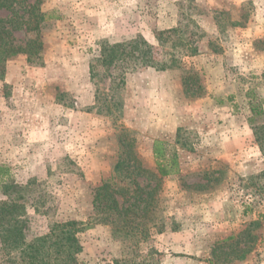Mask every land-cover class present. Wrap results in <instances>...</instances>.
Returning a JSON list of instances; mask_svg holds the SVG:
<instances>
[{"label": "rangeland", "instance_id": "obj_1", "mask_svg": "<svg viewBox=\"0 0 264 264\" xmlns=\"http://www.w3.org/2000/svg\"><path fill=\"white\" fill-rule=\"evenodd\" d=\"M40 3L52 17L40 32L39 58L28 64L15 56L6 64L13 63V82L6 81V68L0 78V164L34 189L19 219L22 238L28 242L51 223L75 220L85 224L78 237L86 264H264V156L247 97L264 105V0ZM164 30L177 32L165 43L156 37ZM14 35L18 43L26 39L23 31ZM138 36L158 60L173 53L175 67L130 71L100 64L103 41ZM189 75L190 93L197 84L200 95H185ZM234 118L242 122L235 142L225 129ZM263 123L264 111L253 120ZM156 140L177 157L179 173L158 182L137 177L143 198L150 194L140 230L124 235L88 224L93 190L121 184L113 172L119 157L133 153L156 171ZM238 234L215 253L249 247L244 260L211 256L217 243ZM11 256L0 239V264Z\"/></svg>", "mask_w": 264, "mask_h": 264}, {"label": "trees", "instance_id": "obj_2", "mask_svg": "<svg viewBox=\"0 0 264 264\" xmlns=\"http://www.w3.org/2000/svg\"><path fill=\"white\" fill-rule=\"evenodd\" d=\"M40 4V0H0V11L8 12L7 17H0V78L5 74L7 62L15 56L24 55L28 64L39 58L43 47L40 32L45 22L52 17L51 14L41 10ZM19 31H23L26 36L22 43H18L14 35ZM176 32L177 30L159 31L156 37L166 43V40H171L172 34ZM189 51L191 55L196 54L195 48ZM99 62L107 68L118 65L121 69H130V71L145 68L164 71L175 67L177 60L173 53L168 54L165 59L158 60L154 47L138 36L117 44L103 41L100 45ZM190 79L194 78L189 75L183 79L185 95H200L201 88L197 84L193 86L196 92L190 93L192 90L188 84ZM120 82L119 79L117 83ZM247 97L251 114L249 123L255 143L264 156V123L253 125L254 118L263 115V100L256 101L251 93H248ZM152 148L156 164L155 172L144 168L133 153H130L128 159L119 157L113 172L119 179L118 183L121 184L104 182L93 190L91 203L93 214L88 224L111 226L115 228V232H123L124 235L140 230L144 224L143 219L150 210L147 201L150 194H147L146 199L143 198V194L146 193L137 182V177L145 175L158 182L179 173L177 157L170 154L163 142L154 141ZM129 167H133L136 172L128 171ZM32 183V181L26 184L15 182L9 176V169L0 164V193L5 197L4 200H0V239L7 255L11 256V253H15V256L9 258V264H86L79 258L83 252V245L78 235L85 226L81 222L75 220L54 222L48 225L45 234L36 236L28 242L22 238L24 226L20 225L22 223L19 219L23 216L26 203L30 201L29 194L34 190ZM239 237L240 234L217 243L211 256L217 260L222 258L224 263L244 260L250 251L249 247L232 248L231 251L219 255L215 253L223 244ZM117 263L118 261L115 260V264Z\"/></svg>", "mask_w": 264, "mask_h": 264}, {"label": "crops", "instance_id": "obj_3", "mask_svg": "<svg viewBox=\"0 0 264 264\" xmlns=\"http://www.w3.org/2000/svg\"><path fill=\"white\" fill-rule=\"evenodd\" d=\"M239 30H241V29H239ZM242 30H245V29H242ZM6 69H7V74H6V78L5 79H6L7 82L9 81V82L12 83L13 79H11V77L14 76V74H16V71L13 72L14 71L13 70V63L9 67L7 65ZM14 80H16V78H14ZM232 107L236 109V106H232ZM263 111H264V105H263ZM232 121H233V126H232L231 130H228L229 129L228 126H226L225 129H227V131H229L227 133V135H229L230 138H232V141L235 142L241 136L240 133H241L242 122L237 121L236 118H234ZM224 124H226V123H224ZM243 126H245L247 128V124L246 123H244Z\"/></svg>", "mask_w": 264, "mask_h": 264}]
</instances>
